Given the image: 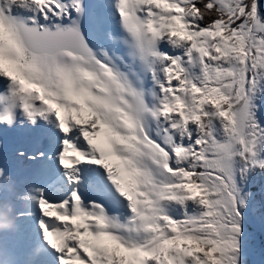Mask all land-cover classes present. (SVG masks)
<instances>
[{"label":"snow or ice","instance_id":"1","mask_svg":"<svg viewBox=\"0 0 264 264\" xmlns=\"http://www.w3.org/2000/svg\"><path fill=\"white\" fill-rule=\"evenodd\" d=\"M261 97L264 0H0V128L56 134L16 196L44 264H245Z\"/></svg>","mask_w":264,"mask_h":264},{"label":"bare ground","instance_id":"2","mask_svg":"<svg viewBox=\"0 0 264 264\" xmlns=\"http://www.w3.org/2000/svg\"><path fill=\"white\" fill-rule=\"evenodd\" d=\"M38 126H43V125H38ZM17 128V130H18V132H19V134H21V135H25V138H27V139H29V140H32V138H30V136H26L27 135V133H29V132H31L30 130H29V128H27L26 129V127L24 126V127H16ZM45 129H48V128H43V130H45ZM42 130V128H39V130H37L36 129V133H37V135H38V137L41 139V141L45 144V148H51V147H53V145H52V140L55 138L54 137V133H52L51 135L49 134V133H46L47 135H44V131H41ZM35 131V130H34ZM56 135V134H55ZM34 137H35V133H34V135H33ZM50 138H52V139H50ZM13 139L12 138H6L3 142H2V144H3V147L4 148H8V147H10L11 146V141H12ZM32 144L34 145V146H39L40 145V141L38 140V138L37 139H35V140H32ZM28 154H31V153H27V155ZM3 157H12V160H13V162H14V164L16 165V166H18L19 168H21V167H25L24 166V164H25V162L26 161H28V160H26L24 157H18L17 155H16V158H15V153H10L9 151H7V152H5V153H2L1 155H0V168H3L7 173H9L10 175H12L14 172L16 173L17 172V175H13L12 176V180L15 182V190H14V192H11L10 190H9V193H8V195L10 196V198L8 199V200H0V207L1 208H3L4 210H7L6 212L3 210V209H1V212H0V216H3V215H5V217H6V219H3L4 221H5V223H9L10 221H11V219L12 220H16L15 219V212H20V211H23L24 210V207H25V204L23 203V202H21V201H18L17 199H16V196L17 195H19V194H21V193H23L24 191H25V187H28L27 185H25V180H28V182H29V185H36V186H40V183L41 182H39L38 184L35 182L36 181V179L35 178H33V179H31V176H32V174H34V176L36 175H38L40 172L41 173H45V174H51V171H52V169L50 168V169H46V167L48 166V167H51V164L52 163H48V161H38V160H32V161H30L31 163H33V162H37V163H39V165L40 166H44V167H38V170H40V171H38V170H31V171H24V170H22V171H24L26 174H28V176H30V178L27 176V175H20V171H18L17 169H11L10 167H8L7 165H4V163H3V161H2V158ZM39 172V173H38ZM34 180V181H33ZM34 182V183H33ZM13 203L15 204V207L13 206ZM21 208H23V209H21ZM10 210V211H9ZM2 218H0V220H1ZM23 221V219L22 220H20V223ZM16 222H17V220H16ZM26 225H29V223H27ZM35 229V231H37L36 230V227H35V225H31V226H29V230H30V233L31 234H33V230ZM4 230H6V229H4L3 228V225L1 224L0 225V235H1V233H4ZM2 240H1V238H0V249L3 247V244H2V242H1ZM1 251V250H0Z\"/></svg>","mask_w":264,"mask_h":264},{"label":"rangeland","instance_id":"3","mask_svg":"<svg viewBox=\"0 0 264 264\" xmlns=\"http://www.w3.org/2000/svg\"><path fill=\"white\" fill-rule=\"evenodd\" d=\"M261 106H262V107H260V109H261V111L264 112V103H262ZM260 115H261L262 118H264V114H263L262 112H260ZM39 128H42L41 131H44V132H45L44 135H47L46 133H49L50 135H51L52 133H54V131H53L51 128H48V129L43 130L44 126H37V130H39ZM34 132H36V131H34ZM29 133H30V132H29ZM29 133H27V134H29ZM54 137H55V133H54ZM27 153H29V152H27ZM27 153H26V155L24 156V158H25L26 160H29V159H28V155H30V154L27 155ZM1 158H2V157H1ZM255 177H256V180H259V178H258V174H257L256 176H254V177L252 178V182H253V183H254V179H255ZM259 181L262 182V183L264 184V178H262V181H261V180H259ZM15 182H16V181H15ZM260 192H261V191H260ZM257 205H258V203H254V202H251V203H250L249 210H250V212H252V214H253V210H255L256 214L258 213V210H256ZM1 209H3V208L0 207V210H1ZM3 210H4V209H3ZM4 211L6 212L7 210H4ZM9 211H10V210H9ZM0 218H2V219H6L5 215L0 216ZM249 222H252V219H250ZM251 251H252V250H251ZM251 254H254V253L251 252ZM261 255L264 256L263 253H262ZM254 260H255V264H257V254L254 255ZM258 263H259V262H258ZM245 264H249V263H248L247 261H245ZM259 264H264V261H263L262 263H259Z\"/></svg>","mask_w":264,"mask_h":264},{"label":"trees","instance_id":"4","mask_svg":"<svg viewBox=\"0 0 264 264\" xmlns=\"http://www.w3.org/2000/svg\"><path fill=\"white\" fill-rule=\"evenodd\" d=\"M263 255H264V253H263ZM253 259H254L253 257H252V258L250 257V260H251V261H252ZM252 262H253V261H252ZM254 262H255V261H254Z\"/></svg>","mask_w":264,"mask_h":264}]
</instances>
